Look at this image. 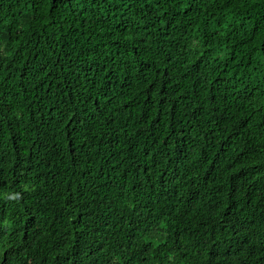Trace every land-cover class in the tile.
Listing matches in <instances>:
<instances>
[{
	"label": "trees",
	"instance_id": "obj_1",
	"mask_svg": "<svg viewBox=\"0 0 264 264\" xmlns=\"http://www.w3.org/2000/svg\"><path fill=\"white\" fill-rule=\"evenodd\" d=\"M0 264H264V0H0Z\"/></svg>",
	"mask_w": 264,
	"mask_h": 264
}]
</instances>
